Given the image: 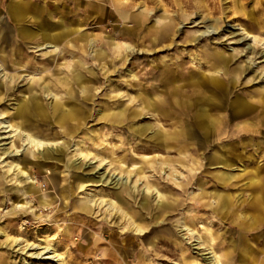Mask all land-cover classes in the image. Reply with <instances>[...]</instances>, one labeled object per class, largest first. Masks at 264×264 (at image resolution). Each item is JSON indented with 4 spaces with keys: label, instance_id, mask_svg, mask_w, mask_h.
<instances>
[{
    "label": "rangeland",
    "instance_id": "rangeland-1",
    "mask_svg": "<svg viewBox=\"0 0 264 264\" xmlns=\"http://www.w3.org/2000/svg\"><path fill=\"white\" fill-rule=\"evenodd\" d=\"M257 195L264 0H0V264H264Z\"/></svg>",
    "mask_w": 264,
    "mask_h": 264
},
{
    "label": "bare ground",
    "instance_id": "bare-ground-1",
    "mask_svg": "<svg viewBox=\"0 0 264 264\" xmlns=\"http://www.w3.org/2000/svg\"><path fill=\"white\" fill-rule=\"evenodd\" d=\"M13 9H12V11H13V14H14V16H16V17H18L19 18V16H20V8H14V7H12ZM243 31H244V33H247V34H250L243 26H241L240 27ZM47 32V31H46ZM50 34V33H49ZM47 44V46H53L54 48H55V44H53V43H51V42H47L46 43ZM46 46V45H45ZM51 48V47H50ZM242 105V104H241ZM12 115V114H11ZM2 119V118H1ZM4 119V118H3ZM9 121V120H8ZM5 122V121H4ZM13 125H16V128L14 129L15 131H16V134H19L20 132H21V128H20V126L17 124V123H7L6 125H5V127H7V126H12L13 127ZM11 128V127H10ZM28 134V135H27ZM26 134V139L29 141V142H31L32 143V141H34V142H40V143H43V140L42 139H40V138H37V137H35V136H33L30 132H28ZM31 137V138H30ZM33 137V138H32ZM36 143V144H37ZM30 144V143H29ZM38 145V144H37ZM27 149H29V147H26V150ZM17 150H20L19 148H17L16 149V151ZM17 166L19 165V162H17V164H16ZM12 168H14L13 167V164H11L10 165V169H12ZM19 168V167H18ZM20 170V172H22V175H25L26 174V178H29V180L32 182V185L29 187L30 188V191H34V189H33V187H34V185L35 184H33V183H35L36 182V180L34 179V177L33 176H31L29 173V170L27 169V168H25V167H23V168H20L19 169ZM21 178V177H20ZM33 179L35 180V182L33 181ZM20 185V184H19ZM41 248H42V250L41 251H37V252H35L34 253V255L35 256H38V255H44V257H46V258H56L57 259V257H58V253H56V252H52L51 253V248H49V246H40Z\"/></svg>",
    "mask_w": 264,
    "mask_h": 264
},
{
    "label": "crops",
    "instance_id": "crops-1",
    "mask_svg": "<svg viewBox=\"0 0 264 264\" xmlns=\"http://www.w3.org/2000/svg\"><path fill=\"white\" fill-rule=\"evenodd\" d=\"M253 180V179H252ZM261 201V199H260V196L259 195H257V197H255L254 199H253V203H254V205L253 206H258L259 208H260V202ZM261 210H264V208H260Z\"/></svg>",
    "mask_w": 264,
    "mask_h": 264
}]
</instances>
